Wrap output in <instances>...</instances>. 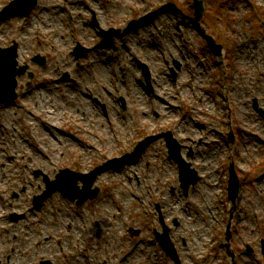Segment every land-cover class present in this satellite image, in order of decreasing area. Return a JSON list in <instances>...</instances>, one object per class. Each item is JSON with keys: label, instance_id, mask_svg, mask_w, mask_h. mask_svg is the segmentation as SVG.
I'll list each match as a JSON object with an SVG mask.
<instances>
[{"label": "rangeland", "instance_id": "374dc122", "mask_svg": "<svg viewBox=\"0 0 264 264\" xmlns=\"http://www.w3.org/2000/svg\"><path fill=\"white\" fill-rule=\"evenodd\" d=\"M8 1L0 0V8ZM165 1L38 0L26 20L0 21V47L16 41L17 61L28 62L35 73L28 85L26 74L17 77L18 97L0 105V200L6 197L19 210L30 203L33 189L38 193L44 186L33 169L50 177L61 167L87 171L131 149L141 135L167 129L191 144L194 155L186 158L201 175L184 195L177 165L158 139L130 164L102 172L95 181L101 188L97 199L77 213L59 193L42 208H30L10 241L0 233L2 264H8L7 255L16 264H38L43 256L58 264L56 239L69 256L64 264H154L157 249L148 241V228L153 223L160 229L157 205L170 226L174 216L179 221L170 233L182 264H232L223 238L230 204L218 206L214 199L217 189L225 193L231 159L241 182L226 239L235 249L233 264H264V120L252 106L256 98L264 108V0H205L198 26L191 0H167L170 6ZM94 13L99 27L120 30L112 45L94 44ZM201 29L224 45L222 65ZM77 41L90 50L75 60L70 51ZM36 53L46 55L45 66L30 60ZM137 59L150 70L151 91ZM172 59L180 62L175 79L167 65ZM65 72L72 79H64ZM91 95L104 105L105 115ZM229 126L235 131L232 145L222 142L225 136L217 139L218 131L229 133ZM12 189L19 195L10 198ZM135 191L142 204L133 199ZM79 214L88 230L82 229ZM66 221L73 222L71 239L63 229ZM127 224L140 241L129 256L135 240L125 232ZM84 238L89 259L82 258Z\"/></svg>", "mask_w": 264, "mask_h": 264}, {"label": "water", "instance_id": "95a60500", "mask_svg": "<svg viewBox=\"0 0 264 264\" xmlns=\"http://www.w3.org/2000/svg\"><path fill=\"white\" fill-rule=\"evenodd\" d=\"M23 1L25 2L26 9L20 10V8H16L17 3H21ZM34 1L35 0H16L13 3V5L10 6V8L8 7L4 10V12L1 14V16H2V18H8L14 14H25V15H27L29 13L30 9L34 6ZM194 6L196 9V13H197L198 18H200L202 15V11H203L202 2L200 0H194ZM16 9H17V11L12 12V10H16ZM205 37L207 39L208 44L212 48V50L217 55H220L221 46L215 44V42L211 36L206 35ZM14 56H15L14 49L10 48V49L3 51L2 57L0 59V101L11 100L14 97L13 91H14V87L16 85L15 84V75L20 74L21 71L23 70V69H16L15 68L16 62L14 60ZM180 169H181L182 174H184V172L187 171L186 166L182 163H180ZM69 175L74 176L72 183H74L76 181V178L80 176V175L75 174L73 172H70L68 170L61 171L57 175V179L54 180L52 183H50V184H52V186L49 190L53 191L54 189H60L63 191L64 194L70 196L71 198L75 197L76 195H80L82 199L85 198L86 196H85L84 192H86L88 190L89 184L91 181L88 182L85 179V176H82V178H84V180L86 182V186L81 190H69L68 191V183L72 180V178H70ZM235 178L236 177H234L230 180V198H232V196L235 195L236 190H237V182L236 181L234 182ZM186 184H188V182H186ZM91 195H93V194H90V196Z\"/></svg>", "mask_w": 264, "mask_h": 264}, {"label": "bare ground", "instance_id": "6f19581e", "mask_svg": "<svg viewBox=\"0 0 264 264\" xmlns=\"http://www.w3.org/2000/svg\"><path fill=\"white\" fill-rule=\"evenodd\" d=\"M4 9H5V8H4ZM4 9H3V10H4ZM3 10L1 11V13L3 12ZM160 87H161V88H164L163 85H160ZM160 90H161V89H159V92H160ZM157 98H158V96H157ZM157 98H156V95H155V99H156V100H157ZM158 99H159V98H158Z\"/></svg>", "mask_w": 264, "mask_h": 264}]
</instances>
